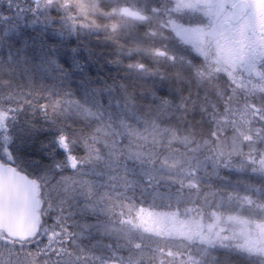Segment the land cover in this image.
Instances as JSON below:
<instances>
[{
  "label": "rangeland",
  "instance_id": "374dc122",
  "mask_svg": "<svg viewBox=\"0 0 264 264\" xmlns=\"http://www.w3.org/2000/svg\"><path fill=\"white\" fill-rule=\"evenodd\" d=\"M247 1L252 11L257 0ZM201 2L0 0V93L10 103L0 100V160L29 168L39 192L44 182L63 200L60 209L50 202L40 210L43 220L48 211L61 213L42 221L31 239L13 240L0 230V264H264V121L237 107L230 92L203 86V21L210 14ZM124 7L147 21L125 17ZM257 19L255 46L264 50V15ZM102 29L124 36L129 57L144 58L126 66L124 75L140 92L123 87L122 103L92 84L82 66L73 68V52L87 56L83 36ZM222 32L221 43L236 38L229 28ZM63 61L70 69L60 68ZM159 67L175 70L173 86L186 83L194 99L187 103L201 114L187 128L172 120L179 90L155 91ZM54 133L62 135L45 136ZM34 138L38 153L45 151L40 158L29 151L26 159L22 149ZM176 142L193 149L167 148ZM78 144L87 159L72 154ZM92 235L119 257L95 255ZM69 237L89 241L78 246Z\"/></svg>",
  "mask_w": 264,
  "mask_h": 264
},
{
  "label": "flooded vegetation",
  "instance_id": "af4514ba",
  "mask_svg": "<svg viewBox=\"0 0 264 264\" xmlns=\"http://www.w3.org/2000/svg\"><path fill=\"white\" fill-rule=\"evenodd\" d=\"M39 1L32 0L33 3ZM253 3L257 6L254 4L252 11H250L251 5L247 0H202L200 3V6L210 14V17L203 21L207 26L208 41L206 55L201 59L202 64L204 63L202 80L204 87H210L217 92H230L234 98L232 101L234 100L237 107H248L252 113L260 114L258 116L261 119H258L264 121V50L261 44H258L260 50L255 46L257 17L264 15V0H257ZM245 17L247 19H244ZM194 20L190 18L193 24L196 22ZM134 21L145 23L147 15L143 21L135 19ZM223 27L231 29V34L236 38L224 37L221 43ZM260 27L264 30L262 23ZM217 44L220 46L217 47ZM164 55L167 56L166 51ZM190 55V60L195 62L196 56ZM168 59L171 61L173 57ZM230 64L234 65L235 71L228 70V68L231 69ZM225 70L228 71L225 72ZM258 81L263 83L259 85L262 88L258 87ZM220 105L223 106V104Z\"/></svg>",
  "mask_w": 264,
  "mask_h": 264
},
{
  "label": "trees",
  "instance_id": "16d2710c",
  "mask_svg": "<svg viewBox=\"0 0 264 264\" xmlns=\"http://www.w3.org/2000/svg\"><path fill=\"white\" fill-rule=\"evenodd\" d=\"M97 20H101V19H97ZM105 26H107V24ZM89 33H90V35L83 36L84 37L83 39L86 40L88 42V44H90L88 49L86 50L87 56L80 58L81 54H80V52H77L76 53L77 57L75 58L73 55L75 52H73L72 53L73 60H74L73 62L75 63V64H73V66H74L73 68L76 70L78 66H80V67L82 66L83 71L86 72L85 75H88V78L92 84H94L96 87H102L100 89L101 91L106 90L111 94H113V93L116 94L117 97H115V102L120 101V103H122L123 98H121V97L123 95H126V92H121V91H124L123 87L129 88V89H135V92L139 93L140 87H138L136 84L131 85L130 84L131 81H128L130 79H128L127 75H124V73L126 70V66L128 65V62H130V61L132 62V61H134V59H140V62L144 63L143 62L144 58L142 56H139V58L129 57L127 55L126 50L124 49V47L121 43L124 36H122V35L120 36V34L118 32H113V34H108L106 30L102 29V30L98 31L95 34V36H92V32L89 31ZM80 41H81L80 43H84V42H82L81 38H80ZM149 43H150V41H149ZM16 51H19V49H16ZM67 53L69 54L71 52H67ZM142 53H144V52H142ZM43 54H47V52H45ZM155 57L159 58L158 56H155ZM79 58H80V60H78V62H77L76 59H79ZM112 58H113V60H112ZM33 59H34V57L32 58V60ZM166 60H167V62H170V60L168 58H166ZM59 61H62V60H59ZM155 61H156V59H155ZM76 63H78V64H76ZM82 63L85 65L87 70L84 68ZM31 64H32V62L29 61V65H31ZM58 64L59 65L62 64V67H60L61 69H65V68L70 69V65H72V64H70L68 66V64L64 63V61L61 63H58ZM154 66H155V64H154ZM158 72H159L158 73L159 78L156 79V83H154L155 87H156L155 88L156 92H161L163 90L167 91L169 88L171 89V91L174 90V88H175V90H179V92H178L179 93L178 94L179 100L174 98L175 102H172V103H176V104H172V105H174V107L177 108L176 110L179 111L180 114L178 112V115L175 116V118L172 120L177 121L179 123H183L182 128H187L191 122L192 123L197 122L199 120L201 114L199 112H196V113L193 112L192 113V107L190 108V106L187 103V100H190V99H191V101L194 100V99H192L191 95L187 96L188 94H187V91L185 89V88H187V86L184 87L187 84L185 83V85H183V83L181 81H179V85L173 86V83H172V80H170V77L173 75V72H175V70H173V71H171L169 69L163 70V67L162 68L159 67ZM20 82H23V81H19L18 84ZM158 89H159V91H158ZM191 91H193V90L191 89ZM120 93H124V94H120ZM6 95H8V94H6L4 92L0 93V100H2L1 104L9 105L10 103L8 101L4 100V98H3V96H6ZM31 95H32V101H35L37 99L36 98L37 95H35V92L32 93ZM194 95H193V97H194ZM159 96H160V100L162 102L163 101L165 102L166 100L168 101V99L166 98L165 95H159ZM186 96H187V98H186ZM10 97H12L11 94H10ZM13 97L15 99H17V95H15V93H14ZM94 98L95 97H92V100ZM113 99H114V97H113ZM43 101L44 100H39L38 102H36L37 107H35V106H33V107L39 108V106L42 105L41 102H43ZM155 101H156V97L154 98V102ZM36 103H34V105ZM172 105H171V107H172ZM221 107H223V106H221ZM216 108H220V106H218V107L216 106ZM221 109L222 108H220V110ZM102 119L104 120L105 117H102ZM190 120H191V122H190ZM37 124L39 125V127L41 129L45 128V126H43V128H42V126L39 123H37ZM44 125H46V124H44ZM199 125H200L199 127L202 126V124H199ZM77 130H79V129H77ZM50 135L51 134H45V136H47L48 138H51V137L56 138L57 136L59 138V137H61L62 134L60 135V133H54L51 136ZM198 135H203V134L200 133ZM39 144H40V141H38L37 138H34L32 141V144H31L32 147L29 148V147L25 146L24 149H22V151L25 154L26 159H27L28 153H30V152H31V156H33V157H39V158L41 157L40 154L45 150H43L41 153H38V151H40V145ZM169 147L171 148V150L176 149L175 151L179 150L182 152H184L188 149H191V148L193 149V147H189L188 149H186L178 142L170 144L167 148H169ZM80 148H81V144H78L77 146L74 145L72 154H74L78 157H81L82 160L87 159L84 156V153L81 151ZM182 152H180V153H182ZM40 161H42V159H40ZM28 164H29V162H28ZM16 166L20 169V171L26 173L27 176L30 175L29 168L26 167V169H25L22 165L20 166L19 163H16ZM29 166H30V164H29ZM57 175L58 174H56L55 176H57ZM37 178H39V177H37ZM40 186H41V188H40V200L42 201V207L40 209V210H42L41 212L43 213L44 210L46 211V208L49 206L48 204L50 202L53 203L56 207H58V209H60L61 203L63 202V200L62 201L59 200V197L56 196V194H57V192H55L56 190L54 191V193H52V192L48 193L46 186L44 185V182H42L40 184ZM47 200H48V202H47ZM59 213H61V210H57L56 212H49L48 211L46 218L47 219L49 218V220H50V218L52 219V217H53L54 219L59 220L58 219ZM46 218H44V220H43V216H42L41 217V223H42V221H44V223H45V221H47ZM49 223H45V224H49ZM69 239H70V241H72L73 245H78V246H84L86 244V242L89 241L87 239H76V238H72V237H69ZM61 242H62V239H61ZM89 245L91 246L90 242H89ZM33 247H30L31 250H33ZM92 251L95 255L97 253H100L101 256H103V257L106 256L107 259L109 257H110V259L119 257L118 256L119 254L117 255V253H115V248L112 249V248L108 247L105 244V242L100 243V241H98L96 239V236H93V235H92Z\"/></svg>",
  "mask_w": 264,
  "mask_h": 264
},
{
  "label": "water",
  "instance_id": "95a60500",
  "mask_svg": "<svg viewBox=\"0 0 264 264\" xmlns=\"http://www.w3.org/2000/svg\"><path fill=\"white\" fill-rule=\"evenodd\" d=\"M122 14L145 20L146 16L129 7ZM39 186L26 174L0 161V230L13 240L34 237L40 225Z\"/></svg>",
  "mask_w": 264,
  "mask_h": 264
}]
</instances>
